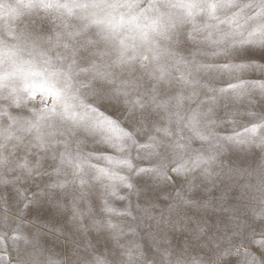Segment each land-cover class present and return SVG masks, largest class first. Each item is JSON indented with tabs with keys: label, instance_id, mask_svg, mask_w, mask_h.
<instances>
[{
	"label": "snow or ice",
	"instance_id": "6c2138e0",
	"mask_svg": "<svg viewBox=\"0 0 264 264\" xmlns=\"http://www.w3.org/2000/svg\"><path fill=\"white\" fill-rule=\"evenodd\" d=\"M0 264H264V0H0Z\"/></svg>",
	"mask_w": 264,
	"mask_h": 264
}]
</instances>
